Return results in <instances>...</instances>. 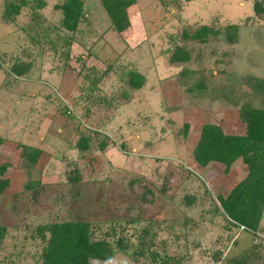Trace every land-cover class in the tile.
I'll return each instance as SVG.
<instances>
[{
  "label": "rangeland",
  "instance_id": "obj_1",
  "mask_svg": "<svg viewBox=\"0 0 264 264\" xmlns=\"http://www.w3.org/2000/svg\"><path fill=\"white\" fill-rule=\"evenodd\" d=\"M62 1L0 0V264H40L38 227L65 221L119 244L91 264H264V208L249 232L219 203L246 165L192 156L203 125L264 109V0H134L119 28L81 0L60 59Z\"/></svg>",
  "mask_w": 264,
  "mask_h": 264
},
{
  "label": "trees",
  "instance_id": "obj_2",
  "mask_svg": "<svg viewBox=\"0 0 264 264\" xmlns=\"http://www.w3.org/2000/svg\"><path fill=\"white\" fill-rule=\"evenodd\" d=\"M100 2L112 27L119 28L127 20L126 10L134 0ZM82 5L81 0H63L57 5L62 13L60 26L63 29L62 33L65 34L60 59L68 58L73 32L85 14ZM254 10L259 11V4L254 6ZM215 33L217 31L203 25L192 38L205 44L208 36ZM11 68L15 70L14 65ZM17 72L19 73V70ZM136 77L140 78L138 74ZM132 87H139L138 80L132 82ZM239 118L245 125L243 135H226L216 124L203 125L192 156L201 167L209 163H219L227 167L241 159L247 167V174L225 197H219V203L223 215L230 224L249 232H256L264 208V109L245 105L241 108ZM104 147L105 145H100V149ZM4 168L0 166V192L7 184L5 179H1ZM38 230L42 238L45 232L48 234L40 264H91L92 260L108 259L118 250L117 247L120 248L118 244L112 251L105 240H93L89 224L85 222H53L41 225ZM1 236L0 228V238Z\"/></svg>",
  "mask_w": 264,
  "mask_h": 264
},
{
  "label": "crops",
  "instance_id": "obj_3",
  "mask_svg": "<svg viewBox=\"0 0 264 264\" xmlns=\"http://www.w3.org/2000/svg\"><path fill=\"white\" fill-rule=\"evenodd\" d=\"M235 135H242V134H235ZM235 162V161H234Z\"/></svg>",
  "mask_w": 264,
  "mask_h": 264
}]
</instances>
